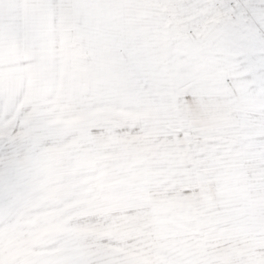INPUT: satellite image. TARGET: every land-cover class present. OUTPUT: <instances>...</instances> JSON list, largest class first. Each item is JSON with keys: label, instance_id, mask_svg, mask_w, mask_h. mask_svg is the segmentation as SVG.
Wrapping results in <instances>:
<instances>
[{"label": "snow or ice", "instance_id": "1", "mask_svg": "<svg viewBox=\"0 0 264 264\" xmlns=\"http://www.w3.org/2000/svg\"><path fill=\"white\" fill-rule=\"evenodd\" d=\"M0 264H264V0H0Z\"/></svg>", "mask_w": 264, "mask_h": 264}]
</instances>
